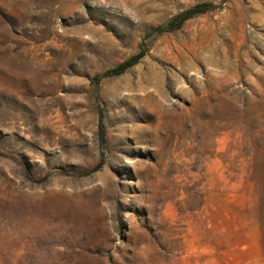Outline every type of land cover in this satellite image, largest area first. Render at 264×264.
<instances>
[{"label": "rangeland", "instance_id": "374dc122", "mask_svg": "<svg viewBox=\"0 0 264 264\" xmlns=\"http://www.w3.org/2000/svg\"><path fill=\"white\" fill-rule=\"evenodd\" d=\"M0 264H264V0H0Z\"/></svg>", "mask_w": 264, "mask_h": 264}, {"label": "trees", "instance_id": "16d2710c", "mask_svg": "<svg viewBox=\"0 0 264 264\" xmlns=\"http://www.w3.org/2000/svg\"><path fill=\"white\" fill-rule=\"evenodd\" d=\"M206 11L207 10H206L205 5H196V6L192 7L191 9L180 13L172 21H170V22H168L162 26H158V27L154 28L152 31H150L146 35V37H148L152 34L159 35V34H163L166 32H171L172 30L181 26V24H183L188 19L192 18L193 16L203 14ZM140 57H141V55L133 56L132 58H130L125 63L119 65L118 67H116L110 71H107L101 77H97L95 80L99 81L101 78L110 77V76H117V75L122 74L125 70H127L129 67L134 65ZM98 114H99L100 134H102V132H103V124H102L103 115H102L101 110H99Z\"/></svg>", "mask_w": 264, "mask_h": 264}]
</instances>
